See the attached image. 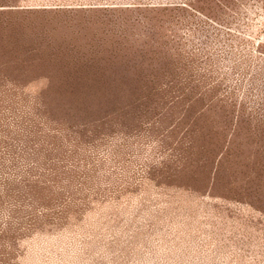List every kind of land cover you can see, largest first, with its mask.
Segmentation results:
<instances>
[{"label":"rangeland","instance_id":"obj_1","mask_svg":"<svg viewBox=\"0 0 264 264\" xmlns=\"http://www.w3.org/2000/svg\"><path fill=\"white\" fill-rule=\"evenodd\" d=\"M0 264H264V0H0Z\"/></svg>","mask_w":264,"mask_h":264}]
</instances>
